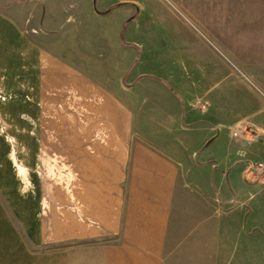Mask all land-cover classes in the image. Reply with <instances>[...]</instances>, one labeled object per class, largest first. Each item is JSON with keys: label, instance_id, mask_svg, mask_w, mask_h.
<instances>
[{"label": "crops", "instance_id": "crops-1", "mask_svg": "<svg viewBox=\"0 0 264 264\" xmlns=\"http://www.w3.org/2000/svg\"><path fill=\"white\" fill-rule=\"evenodd\" d=\"M94 2L0 0V264L263 263L248 165L232 167L249 135L232 122L231 164L202 177L192 137L215 134L195 126L184 62L142 69L153 36Z\"/></svg>", "mask_w": 264, "mask_h": 264}, {"label": "rangeland", "instance_id": "rangeland-1", "mask_svg": "<svg viewBox=\"0 0 264 264\" xmlns=\"http://www.w3.org/2000/svg\"><path fill=\"white\" fill-rule=\"evenodd\" d=\"M119 4L127 8L128 16L131 15L140 22L138 37H148L151 34L155 39L150 44L153 57H150L148 63L140 65L142 69H152L155 73L171 69L177 75L179 60L187 68L189 78L185 82L189 94L193 93L190 97L193 98L191 107L195 112L198 109L197 116L201 118L195 126L213 125L215 134L213 140H205L200 145L199 137H192L193 153L189 156V162H200L201 176L205 177L206 174L210 180L220 172L223 164H231L230 161L223 160L224 152L233 143V139H241L229 135L232 122L238 120L242 124V133L249 135L250 142L244 141L247 152L238 155L240 161L233 163L232 167L238 166V169L245 162L252 175L246 177L248 184L245 195L249 196L248 202L252 206L249 214L256 234V247L262 245L264 0H120ZM116 6L118 5L113 3L107 5L108 8ZM128 27L126 25L125 29ZM142 49L145 51L144 47ZM140 59L144 60L145 55ZM195 91L198 92L197 95L194 94ZM229 119L233 121L230 122ZM216 122L218 124L214 125ZM258 162L262 164L259 168ZM191 186L192 183L185 185L184 195L197 193L196 189L190 190ZM190 204L193 202L189 198L185 197L181 201L180 220L185 212L189 214L191 211ZM258 257L259 253H256V264H264L257 262Z\"/></svg>", "mask_w": 264, "mask_h": 264}, {"label": "built area", "instance_id": "built-area-1", "mask_svg": "<svg viewBox=\"0 0 264 264\" xmlns=\"http://www.w3.org/2000/svg\"><path fill=\"white\" fill-rule=\"evenodd\" d=\"M242 132V124L240 123H235L231 128H230V134L232 136H238L240 135ZM262 164L260 162L257 163V168H259V166H261Z\"/></svg>", "mask_w": 264, "mask_h": 264}]
</instances>
